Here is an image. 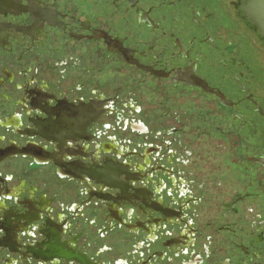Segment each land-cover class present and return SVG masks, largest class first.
<instances>
[{
  "label": "flooded vegetation",
  "instance_id": "obj_1",
  "mask_svg": "<svg viewBox=\"0 0 264 264\" xmlns=\"http://www.w3.org/2000/svg\"><path fill=\"white\" fill-rule=\"evenodd\" d=\"M245 1L0 0V264H264Z\"/></svg>",
  "mask_w": 264,
  "mask_h": 264
},
{
  "label": "water",
  "instance_id": "obj_2",
  "mask_svg": "<svg viewBox=\"0 0 264 264\" xmlns=\"http://www.w3.org/2000/svg\"><path fill=\"white\" fill-rule=\"evenodd\" d=\"M241 15L248 19L252 28L258 29L264 39V0H246L241 6Z\"/></svg>",
  "mask_w": 264,
  "mask_h": 264
}]
</instances>
